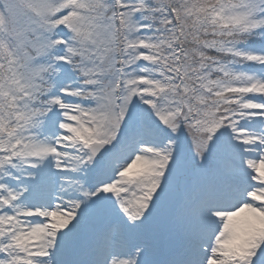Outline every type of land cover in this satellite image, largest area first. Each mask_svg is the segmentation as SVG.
<instances>
[{
  "label": "snow or ice",
  "instance_id": "1",
  "mask_svg": "<svg viewBox=\"0 0 264 264\" xmlns=\"http://www.w3.org/2000/svg\"><path fill=\"white\" fill-rule=\"evenodd\" d=\"M0 264H264V0H0Z\"/></svg>",
  "mask_w": 264,
  "mask_h": 264
}]
</instances>
